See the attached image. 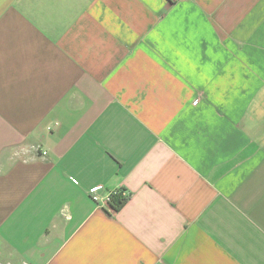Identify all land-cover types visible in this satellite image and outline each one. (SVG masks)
Returning a JSON list of instances; mask_svg holds the SVG:
<instances>
[{"label":"crops","instance_id":"obj_1","mask_svg":"<svg viewBox=\"0 0 264 264\" xmlns=\"http://www.w3.org/2000/svg\"><path fill=\"white\" fill-rule=\"evenodd\" d=\"M0 264H264V0H0Z\"/></svg>","mask_w":264,"mask_h":264},{"label":"built area","instance_id":"obj_2","mask_svg":"<svg viewBox=\"0 0 264 264\" xmlns=\"http://www.w3.org/2000/svg\"><path fill=\"white\" fill-rule=\"evenodd\" d=\"M100 188H92L90 190L91 199L96 203L98 208L108 210L109 212L113 211L111 203L115 196L121 194L123 197L128 196V192L122 190V188H115L104 193L101 192Z\"/></svg>","mask_w":264,"mask_h":264},{"label":"trees","instance_id":"obj_3","mask_svg":"<svg viewBox=\"0 0 264 264\" xmlns=\"http://www.w3.org/2000/svg\"><path fill=\"white\" fill-rule=\"evenodd\" d=\"M129 197H130V195L123 197L121 194L115 196V198L113 199V201L111 203L112 209L114 211H118L119 209H121L123 207V205L128 201Z\"/></svg>","mask_w":264,"mask_h":264}]
</instances>
